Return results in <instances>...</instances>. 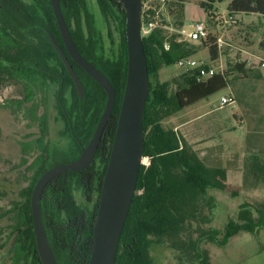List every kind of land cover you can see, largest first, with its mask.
I'll use <instances>...</instances> for the list:
<instances>
[{
	"label": "trees",
	"instance_id": "obj_1",
	"mask_svg": "<svg viewBox=\"0 0 264 264\" xmlns=\"http://www.w3.org/2000/svg\"><path fill=\"white\" fill-rule=\"evenodd\" d=\"M142 1L146 4L149 0ZM225 1L200 0V7L213 16L214 6ZM96 2L110 29L112 26L120 29L119 50L112 57L100 52L101 42L87 0H59L62 15L79 53L110 80L116 100L93 163L83 171L57 176L43 193V223L58 264L90 263L99 200L125 92L128 66L125 11L119 0ZM179 5L177 19L183 26L184 2ZM227 12L230 17L236 14L264 17V0H233ZM156 17L155 10L149 7L143 9L144 25L158 23L143 38L150 82L143 120L144 157H149L151 164L148 169L141 166L137 192L120 240L116 264H152V243L168 244L181 264H211L209 251L203 245L213 243L224 246L241 232L258 237L264 230V204L254 208L248 204L241 205L238 222L233 223L220 240L217 229L205 228L202 224L211 223L206 210L216 202L208 195V190L228 192L230 189L226 172L221 168H208L177 131L163 124L184 109L226 89L232 82L230 77L245 74L246 65L237 64L234 70L229 71L230 74L215 73L207 79H202L201 71H209L210 67L203 66L184 72L169 82H160L158 72L161 69L176 65L179 60L192 57L196 52L186 42H179L178 35L169 37L163 28L168 26L165 17L160 16L163 25ZM48 33L65 52L82 83V99ZM215 40L211 38L212 43ZM210 56L212 61L219 58L215 45L210 48ZM6 80L26 84L30 91L25 97L27 100L33 99V90L46 93L52 85L59 86L56 93L57 113L74 144L69 159L64 163L77 159L95 133L106 108L107 94L68 56L50 0H0V82ZM68 92L70 99L66 97ZM27 100L15 103L22 106ZM47 122L45 119L41 125L42 132L48 130ZM22 163L28 165L26 169L32 172V177L7 213L12 224V249L15 263L24 259L30 264H42L33 227L31 197L41 176L64 163L49 167L47 148L30 164L26 159ZM260 185H264V159L254 154L244 169L243 188L257 189ZM77 190L82 192L90 205L77 203ZM231 194L238 196L234 190ZM196 223H199L198 227Z\"/></svg>",
	"mask_w": 264,
	"mask_h": 264
},
{
	"label": "rangeland",
	"instance_id": "obj_2",
	"mask_svg": "<svg viewBox=\"0 0 264 264\" xmlns=\"http://www.w3.org/2000/svg\"><path fill=\"white\" fill-rule=\"evenodd\" d=\"M181 1L184 2L183 26L177 19ZM232 1L216 4L213 16L200 7V0H149L147 4L156 11V20L160 25H163L160 16L165 17L168 26L163 28L169 37L178 35V39L191 46L196 52L192 58L198 63H204L216 73L230 74L229 71L234 70L237 64H245V69L253 71L249 78L233 73L235 76L230 80L234 81L236 76L237 80L233 82L231 90L223 89L163 124L177 131L208 168H221L226 172L230 189L228 192L208 190V195L214 197L216 202L206 210L211 223L202 224L205 228L210 226L217 229L220 240L224 238L226 230L238 222L241 205L248 204L254 208L264 204V185L257 189L243 188L244 169L251 156L255 154L264 159V79L255 77L261 70L264 72V68L254 58L264 60V17L236 14L232 17L238 23L225 25V20L230 17L227 8ZM87 3L102 44L100 52L112 57L119 50L120 29L114 26L110 29L96 0H87ZM199 23L208 28L210 40L207 42L186 38ZM219 37H224L230 46L224 49L218 60L212 61L210 48L214 43L211 38ZM184 71L177 64L170 65L161 69L158 77L160 82L166 83ZM58 89V85H52L46 93L33 90V99L27 100L25 97L30 91L26 84L9 80L0 82V264H17L12 249V224L7 213L32 177V172L26 169L28 165H23L22 161L26 159L30 164L47 148L50 167L67 161L74 148L57 113ZM224 96L232 97L233 103L222 106L221 98ZM66 97L70 99V92ZM22 100L28 102L24 101L22 106L15 103ZM45 119L48 130L42 132L41 125ZM233 190L237 191V197L232 196ZM75 197L79 205H90L81 191H75ZM195 225L198 227L199 223ZM203 248L209 251L211 264H264V230L258 237L241 232L224 246L206 243ZM150 254L152 264H181L168 244L152 243ZM18 264L30 263L20 259Z\"/></svg>",
	"mask_w": 264,
	"mask_h": 264
},
{
	"label": "water",
	"instance_id": "obj_3",
	"mask_svg": "<svg viewBox=\"0 0 264 264\" xmlns=\"http://www.w3.org/2000/svg\"><path fill=\"white\" fill-rule=\"evenodd\" d=\"M125 11L127 45V77L117 129L106 169L94 226L93 248L89 264H116L120 240L137 192L139 172L144 157L143 120L149 96V75L142 33V0H119ZM59 32L70 59L80 66L107 94L105 111L90 143L72 162L58 165L38 180L31 197V213L37 251L42 264H58L50 246L42 218V196L49 183L66 172H80L94 161L103 134L112 117L116 92L110 80L89 63L78 51L61 12L59 0H50ZM62 59L76 90L83 98V85L76 76L69 58L48 33Z\"/></svg>",
	"mask_w": 264,
	"mask_h": 264
},
{
	"label": "built area",
	"instance_id": "obj_4",
	"mask_svg": "<svg viewBox=\"0 0 264 264\" xmlns=\"http://www.w3.org/2000/svg\"><path fill=\"white\" fill-rule=\"evenodd\" d=\"M149 2H147L146 4H144L143 9L147 8V4ZM146 11V10H145ZM143 13V12H142ZM225 25H234L237 23V21L234 20L233 17H229L228 19L225 20ZM158 26L157 22H152V23H145V25L142 23V33L143 35H148L152 29L156 28ZM187 39H191V40H195V41H206L209 38V33H208V28L205 24L203 23H199L196 24L194 26V29L192 32H189L187 34ZM179 42H184V40L182 39H178ZM215 47L217 48L218 54L222 55L224 52V49L228 46H230V44H228L225 40L224 37H219L215 40L214 42ZM166 50L169 49L168 44L165 45ZM242 53L247 54L246 51L240 50ZM256 58V60H258L260 67L264 68V60L258 57H254ZM178 67L184 69V72H189L192 71L194 69L197 68H201L203 66H206L204 63H198L197 61H195L192 57H188V58H183L181 60H179L177 62ZM216 72L213 69H210L209 71H205L202 70L201 71V75H202V79H207L210 78L211 76H213ZM230 103H233V99L231 97H222L221 98V105L225 106L228 105ZM151 164V159L149 157H143L142 158V165L144 166L146 169L149 168Z\"/></svg>",
	"mask_w": 264,
	"mask_h": 264
},
{
	"label": "crops",
	"instance_id": "obj_5",
	"mask_svg": "<svg viewBox=\"0 0 264 264\" xmlns=\"http://www.w3.org/2000/svg\"><path fill=\"white\" fill-rule=\"evenodd\" d=\"M259 16V15H257ZM238 23V22H237ZM253 71L251 69H245V74H239V75H243V77H246V78H249V74H251ZM237 77V76H236ZM235 77L234 81L237 80V78ZM255 77L258 79V80H262L264 79V72L261 70L260 74H255ZM232 81L228 87L226 89H229L231 90L232 86H233V82ZM225 97V96H224ZM232 98V97H231ZM240 108V106H239ZM239 110V109H238ZM261 157V156H260Z\"/></svg>",
	"mask_w": 264,
	"mask_h": 264
},
{
	"label": "flooded vegetation",
	"instance_id": "obj_6",
	"mask_svg": "<svg viewBox=\"0 0 264 264\" xmlns=\"http://www.w3.org/2000/svg\"><path fill=\"white\" fill-rule=\"evenodd\" d=\"M51 41V40H50ZM52 43V42H51Z\"/></svg>",
	"mask_w": 264,
	"mask_h": 264
}]
</instances>
